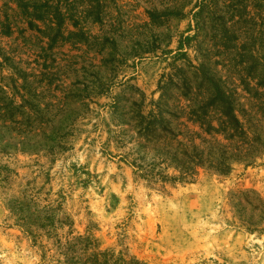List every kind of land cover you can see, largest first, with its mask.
Instances as JSON below:
<instances>
[{
  "label": "rangeland",
  "instance_id": "1",
  "mask_svg": "<svg viewBox=\"0 0 264 264\" xmlns=\"http://www.w3.org/2000/svg\"><path fill=\"white\" fill-rule=\"evenodd\" d=\"M196 1L103 0L88 46L52 44L16 14L5 35L0 0V85L24 111L0 116V264H64L67 243L88 235L147 264H264V152L183 182L147 181L131 164L163 157L156 124L184 132L193 111L223 107L216 87L253 116L263 107L209 29L183 40Z\"/></svg>",
  "mask_w": 264,
  "mask_h": 264
},
{
  "label": "trees",
  "instance_id": "2",
  "mask_svg": "<svg viewBox=\"0 0 264 264\" xmlns=\"http://www.w3.org/2000/svg\"><path fill=\"white\" fill-rule=\"evenodd\" d=\"M191 2L185 0L184 5ZM88 4L89 7L86 0H6L3 6L5 21L2 22L4 34H12L10 18L16 14L22 17L28 29L42 32L41 26L46 27L44 31L53 34L50 38L46 35L52 44L74 42L89 46L96 38L86 32L85 24H103L105 4L103 0H89ZM190 14L194 17L196 33L183 40L190 42L201 35L206 36L209 29L217 56L231 52L241 59L243 91L253 94L254 98H264V0H197ZM185 16L183 12L172 15L179 20ZM209 56L207 53L206 57ZM216 90L223 107H200L193 111L188 121L193 124V129L185 126L183 132L156 124L153 140H162L164 155L146 164L131 163L137 172L141 171L138 173L140 178L183 182L194 179L201 170L227 177L235 163L250 166L264 152V132L259 128V123L264 120V103L253 116V110L238 108L236 99L225 102V92L220 87ZM0 104V116L11 115V120L24 112L21 105L8 102L1 85ZM260 112L263 119L259 121L257 115ZM158 165H166L168 171L171 168L177 175L154 173ZM65 249L64 264H147L127 253L103 250L93 235L74 237Z\"/></svg>",
  "mask_w": 264,
  "mask_h": 264
}]
</instances>
